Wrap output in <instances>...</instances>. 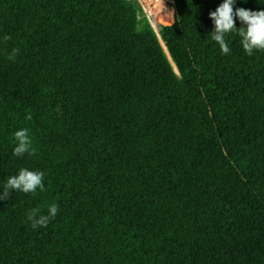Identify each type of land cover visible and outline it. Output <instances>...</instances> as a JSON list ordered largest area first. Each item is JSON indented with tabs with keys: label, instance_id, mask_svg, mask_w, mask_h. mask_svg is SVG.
I'll use <instances>...</instances> for the list:
<instances>
[{
	"label": "trees",
	"instance_id": "trees-1",
	"mask_svg": "<svg viewBox=\"0 0 264 264\" xmlns=\"http://www.w3.org/2000/svg\"><path fill=\"white\" fill-rule=\"evenodd\" d=\"M168 1L156 32L128 0H0V264H264V50L221 53L223 0ZM21 168L45 190L3 199Z\"/></svg>",
	"mask_w": 264,
	"mask_h": 264
},
{
	"label": "clouds",
	"instance_id": "clouds-1",
	"mask_svg": "<svg viewBox=\"0 0 264 264\" xmlns=\"http://www.w3.org/2000/svg\"><path fill=\"white\" fill-rule=\"evenodd\" d=\"M235 0H223L215 11L209 13V17L214 24L212 40L219 45L222 54H228L230 48L225 41V35L239 29L238 35L241 37L243 50L247 55H252L254 50H264V11H250L244 8L233 10ZM235 18H238L245 27L237 28ZM11 37H5L10 39ZM19 49H13L9 59L14 60ZM58 110V109H57ZM31 119V114L26 117ZM16 142L13 155L21 157L26 153L34 155L36 150L32 147V139L29 129L22 128L13 133ZM45 173L43 171H31L21 168L17 175L7 179L4 185L3 199L8 198L9 190L20 191L23 193L35 194L37 189L44 191ZM47 214H42V208L36 207L27 213V221L31 222L33 229L46 227L58 213V206L55 203L46 205Z\"/></svg>",
	"mask_w": 264,
	"mask_h": 264
},
{
	"label": "rangeland",
	"instance_id": "rangeland-1",
	"mask_svg": "<svg viewBox=\"0 0 264 264\" xmlns=\"http://www.w3.org/2000/svg\"><path fill=\"white\" fill-rule=\"evenodd\" d=\"M140 2L149 10L151 9L154 13V18L152 19L151 17L149 20L155 24V28H153L156 32H158L161 25L168 24L173 21L174 8L168 1L161 0L155 6L152 5L151 1L142 0ZM142 17H146L145 14H142Z\"/></svg>",
	"mask_w": 264,
	"mask_h": 264
},
{
	"label": "built area",
	"instance_id": "built-area-1",
	"mask_svg": "<svg viewBox=\"0 0 264 264\" xmlns=\"http://www.w3.org/2000/svg\"><path fill=\"white\" fill-rule=\"evenodd\" d=\"M128 1H132V2H135V3H137L139 6H140V8H141V15L142 14H145V16L146 17H144V18H146L147 20H148V22L151 24V22H150V20H149V14H152L151 13V9L149 10L147 7H145L140 1H142V0H128ZM144 1V0H143ZM147 1H151V3H152V5H156L159 1H161V0H147ZM158 1V2H157ZM157 2V3H156ZM154 3V4H153ZM153 6V7H154ZM152 16V15H151ZM152 26V25H151Z\"/></svg>",
	"mask_w": 264,
	"mask_h": 264
},
{
	"label": "bare ground",
	"instance_id": "bare-ground-1",
	"mask_svg": "<svg viewBox=\"0 0 264 264\" xmlns=\"http://www.w3.org/2000/svg\"><path fill=\"white\" fill-rule=\"evenodd\" d=\"M158 2V1H157ZM156 2V3H157ZM152 16H151V14H149V19L151 18ZM151 24H152V26L155 28V24L153 23V22H151Z\"/></svg>",
	"mask_w": 264,
	"mask_h": 264
},
{
	"label": "crops",
	"instance_id": "crops-1",
	"mask_svg": "<svg viewBox=\"0 0 264 264\" xmlns=\"http://www.w3.org/2000/svg\"><path fill=\"white\" fill-rule=\"evenodd\" d=\"M166 1H168V0H166ZM168 2H169V1H168ZM169 3H170V2H169ZM151 13H152L151 15H152V19H153V18H154V16H153L154 13H153L152 11H151Z\"/></svg>",
	"mask_w": 264,
	"mask_h": 264
}]
</instances>
